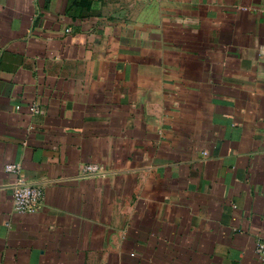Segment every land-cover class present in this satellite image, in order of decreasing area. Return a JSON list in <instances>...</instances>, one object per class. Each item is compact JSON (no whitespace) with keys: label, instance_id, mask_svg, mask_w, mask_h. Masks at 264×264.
<instances>
[{"label":"crops","instance_id":"obj_1","mask_svg":"<svg viewBox=\"0 0 264 264\" xmlns=\"http://www.w3.org/2000/svg\"><path fill=\"white\" fill-rule=\"evenodd\" d=\"M263 251L264 0H0V264Z\"/></svg>","mask_w":264,"mask_h":264},{"label":"built area","instance_id":"obj_2","mask_svg":"<svg viewBox=\"0 0 264 264\" xmlns=\"http://www.w3.org/2000/svg\"><path fill=\"white\" fill-rule=\"evenodd\" d=\"M4 171L16 176V180L13 183L12 192V204L14 209L19 213L36 212L41 204V189L27 183L20 176V166L17 164L5 165ZM83 172L87 177H94L100 173V168L96 165H87L83 168Z\"/></svg>","mask_w":264,"mask_h":264}]
</instances>
